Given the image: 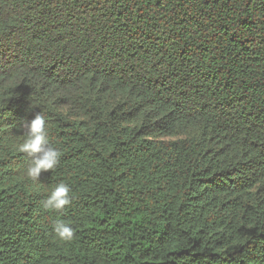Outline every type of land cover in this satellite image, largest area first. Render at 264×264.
<instances>
[{"label": "trees", "instance_id": "trees-1", "mask_svg": "<svg viewBox=\"0 0 264 264\" xmlns=\"http://www.w3.org/2000/svg\"><path fill=\"white\" fill-rule=\"evenodd\" d=\"M0 264H264V0H0Z\"/></svg>", "mask_w": 264, "mask_h": 264}, {"label": "clouds", "instance_id": "clouds-1", "mask_svg": "<svg viewBox=\"0 0 264 264\" xmlns=\"http://www.w3.org/2000/svg\"><path fill=\"white\" fill-rule=\"evenodd\" d=\"M25 129L23 142L18 150L28 158L26 176L38 181L42 174L54 171L60 163L61 152L50 141L49 127L42 112H37L31 121H24L21 125ZM73 201L72 189L65 182L58 183L41 201V207L47 212L62 213L70 207ZM52 231L61 241H71L75 236V229L70 223L56 220Z\"/></svg>", "mask_w": 264, "mask_h": 264}]
</instances>
